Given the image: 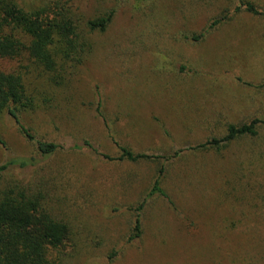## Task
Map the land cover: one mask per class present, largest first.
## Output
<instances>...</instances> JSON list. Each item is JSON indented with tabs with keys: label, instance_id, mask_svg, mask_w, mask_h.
I'll return each instance as SVG.
<instances>
[{
	"label": "rangeland",
	"instance_id": "374dc122",
	"mask_svg": "<svg viewBox=\"0 0 264 264\" xmlns=\"http://www.w3.org/2000/svg\"><path fill=\"white\" fill-rule=\"evenodd\" d=\"M16 1L38 8L51 0ZM68 1L83 26L107 12L113 21L106 32L86 29L92 54L54 105L20 115L37 139L62 150L42 159L0 116V166L39 162L0 175V192L25 189L69 225L65 264H264V126L221 150H194L224 137L228 124L264 118V17L235 13L242 2L262 10L264 0ZM83 140L114 158L115 142L136 154L182 152L167 164L169 200L148 201L133 243L135 209L158 167L73 151Z\"/></svg>",
	"mask_w": 264,
	"mask_h": 264
},
{
	"label": "trees",
	"instance_id": "16d2710c",
	"mask_svg": "<svg viewBox=\"0 0 264 264\" xmlns=\"http://www.w3.org/2000/svg\"><path fill=\"white\" fill-rule=\"evenodd\" d=\"M242 11L264 17V9H257L250 2H242L235 13ZM113 17L114 12H107L83 26L68 0H51L38 8H23L16 0H0V62L16 64L11 71L0 69V116L7 113L14 120L27 141L35 145L42 159H49L63 148L37 139L21 123L20 115L47 110L54 105L58 91L68 85L92 54L93 46L86 29L91 33L106 32ZM226 18L214 21L208 30H213ZM203 36H193L192 41L198 43ZM258 88L264 91V84ZM97 112L101 117L99 108ZM263 126L264 118L239 126L228 124L224 137L212 138L194 150H221L238 139L256 137ZM0 145L6 147L1 138ZM115 146L119 151L117 158L102 153L87 140L75 145L72 150H88L99 160L112 163L148 162L158 167L151 188L140 196L135 209L138 214L128 241L133 243L142 236L139 214L148 201L153 197L169 200L163 187L167 164L180 158L182 152L172 157H157L136 154L117 142ZM37 163L36 158H14L0 166V175L12 167L25 169L35 167ZM70 236L69 225L56 219L44 207L40 197L30 195L19 187H9L0 192V264H65L63 250Z\"/></svg>",
	"mask_w": 264,
	"mask_h": 264
}]
</instances>
